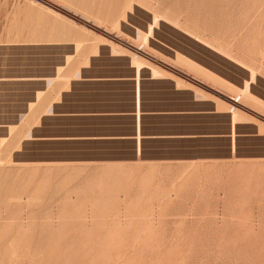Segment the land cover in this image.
<instances>
[{"label": "rangeland", "instance_id": "rangeland-1", "mask_svg": "<svg viewBox=\"0 0 264 264\" xmlns=\"http://www.w3.org/2000/svg\"><path fill=\"white\" fill-rule=\"evenodd\" d=\"M51 65L168 77L174 136L134 159L0 128V264H264V0H0V75ZM21 97L0 81V123Z\"/></svg>", "mask_w": 264, "mask_h": 264}, {"label": "crops", "instance_id": "crops-1", "mask_svg": "<svg viewBox=\"0 0 264 264\" xmlns=\"http://www.w3.org/2000/svg\"><path fill=\"white\" fill-rule=\"evenodd\" d=\"M158 79L169 78L143 77L133 65H51L50 72L36 75H0L2 82L19 84L22 93L15 119L0 123V128L9 134L36 111L32 125L24 132L40 142L75 143L93 149L129 148L134 159H141L146 143L173 138L172 131H159L150 120L173 115L168 101L172 103L175 90L184 92L173 81L158 86L154 83ZM31 82L36 87L30 94Z\"/></svg>", "mask_w": 264, "mask_h": 264}, {"label": "bare ground", "instance_id": "bare-ground-1", "mask_svg": "<svg viewBox=\"0 0 264 264\" xmlns=\"http://www.w3.org/2000/svg\"><path fill=\"white\" fill-rule=\"evenodd\" d=\"M43 33V32H42ZM57 37V36H56Z\"/></svg>", "mask_w": 264, "mask_h": 264}]
</instances>
